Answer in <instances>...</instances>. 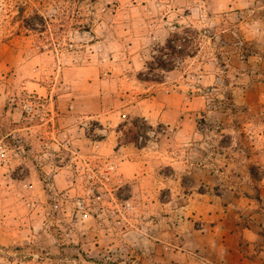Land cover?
Returning <instances> with one entry per match:
<instances>
[{"label": "rangeland", "instance_id": "obj_1", "mask_svg": "<svg viewBox=\"0 0 264 264\" xmlns=\"http://www.w3.org/2000/svg\"><path fill=\"white\" fill-rule=\"evenodd\" d=\"M263 22L264 0H0V168L10 174L0 177V264H197L189 248L177 252L174 232L163 233L165 190L152 205L138 199L131 179L117 181L116 169L105 179L103 159L91 158L101 147L83 140L94 139L93 119L86 130L78 119L53 127L48 107L114 105L113 95L134 90L137 77L166 76L148 66L157 56L169 68L199 49L204 64L224 39L245 54L246 29ZM211 119L199 121L207 134L216 133ZM131 122L128 138L143 136V124Z\"/></svg>", "mask_w": 264, "mask_h": 264}, {"label": "crops", "instance_id": "obj_2", "mask_svg": "<svg viewBox=\"0 0 264 264\" xmlns=\"http://www.w3.org/2000/svg\"><path fill=\"white\" fill-rule=\"evenodd\" d=\"M245 41L244 54L225 39L217 51L210 39L216 51L204 64L196 60L199 49L186 53L161 68L164 78L137 77L134 90L119 89L114 105L91 111L55 100L48 107L53 127L61 119L70 127L78 119L86 130L93 119L94 139L84 134L83 140L101 149L91 158L103 159L102 171L107 160L115 162L117 181L131 179L142 203L155 205L156 192L165 190L161 204L170 214L163 216L169 223L163 233L174 232L181 242L177 252L189 248L200 256L197 264H264V22L246 29ZM215 98L219 102L209 104ZM206 116L215 134L200 127ZM24 118L21 110L15 121ZM133 119L145 127L144 145H137L140 132L133 139L125 133ZM25 128L20 123L17 130ZM205 144H213L210 152L203 151ZM209 157L211 163H204ZM200 175L206 176L202 182ZM9 176L0 168L1 178ZM201 184L205 189L199 191Z\"/></svg>", "mask_w": 264, "mask_h": 264}, {"label": "trees", "instance_id": "obj_3", "mask_svg": "<svg viewBox=\"0 0 264 264\" xmlns=\"http://www.w3.org/2000/svg\"><path fill=\"white\" fill-rule=\"evenodd\" d=\"M28 25H29L28 27H31V29H33L32 25H30V24H28ZM166 46L173 48V45H171L169 42L166 43ZM152 64H154V63H152ZM155 65H157L158 67L163 69L164 67L167 66V63L163 61V58L161 56H157V57H155ZM214 100H216V98ZM132 139H133V137H132Z\"/></svg>", "mask_w": 264, "mask_h": 264}, {"label": "built area", "instance_id": "obj_4", "mask_svg": "<svg viewBox=\"0 0 264 264\" xmlns=\"http://www.w3.org/2000/svg\"><path fill=\"white\" fill-rule=\"evenodd\" d=\"M116 169V164H115V162H113V161H108L107 162V164H106V170H104L105 171V174H103V177L105 178V179H108V173L109 172H111V171H114ZM104 171H102V172H104Z\"/></svg>", "mask_w": 264, "mask_h": 264}]
</instances>
